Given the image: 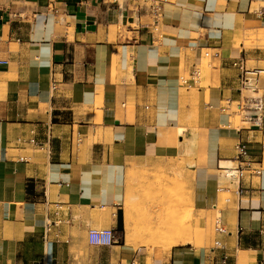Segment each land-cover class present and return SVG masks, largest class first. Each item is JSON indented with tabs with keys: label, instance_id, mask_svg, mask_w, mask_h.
Returning a JSON list of instances; mask_svg holds the SVG:
<instances>
[{
	"label": "crops",
	"instance_id": "obj_1",
	"mask_svg": "<svg viewBox=\"0 0 264 264\" xmlns=\"http://www.w3.org/2000/svg\"><path fill=\"white\" fill-rule=\"evenodd\" d=\"M157 3L156 24L142 0H0V264H264V119L236 113L233 66L264 69V0ZM240 141L262 171L238 195L220 168ZM177 162L226 232L165 252L132 239L124 201L132 169Z\"/></svg>",
	"mask_w": 264,
	"mask_h": 264
},
{
	"label": "rangeland",
	"instance_id": "obj_2",
	"mask_svg": "<svg viewBox=\"0 0 264 264\" xmlns=\"http://www.w3.org/2000/svg\"><path fill=\"white\" fill-rule=\"evenodd\" d=\"M245 35V44L248 46V41L255 39V36L253 33ZM257 37H262V33ZM251 65L254 67L253 62ZM206 71L208 73L209 69ZM183 169V164L177 162L157 169H132L129 172L131 179L124 201V216L125 208L128 207L130 214L127 215V221H133L129 234L132 239L162 243L165 252H170L173 245L187 241L198 245L211 235L215 216H194L188 202L190 181L183 174Z\"/></svg>",
	"mask_w": 264,
	"mask_h": 264
},
{
	"label": "built area",
	"instance_id": "obj_3",
	"mask_svg": "<svg viewBox=\"0 0 264 264\" xmlns=\"http://www.w3.org/2000/svg\"><path fill=\"white\" fill-rule=\"evenodd\" d=\"M102 2H109L110 4H118V0H101ZM134 1V0H130ZM146 8H148L154 15L155 23H158L162 16V7L157 2L161 0H142ZM264 15V14H263ZM233 66L239 70L238 76V92L239 99L237 105V112L244 122L252 124V127L260 128L264 119V89L260 84V78L264 75V69L259 67H252L247 65L244 56L239 57L234 61ZM198 76V74H197ZM52 89L56 90L57 85L52 84ZM35 142L34 139L31 140ZM235 158L232 165L226 168H220L224 172L225 178L229 181L231 186L236 187V194L240 195L242 189L240 187L243 178L249 174H260L261 169L255 167L247 142L240 141L235 147ZM253 165V166H252ZM231 189H228L230 191ZM230 199L227 198L226 202ZM216 208V207H215ZM51 230V224L46 228V233ZM215 231L218 233H225L226 229L222 224L220 211H218L215 219ZM264 234V228L261 230ZM118 236L113 229H90L88 232V243L91 246L110 247L116 244ZM52 242L51 254L52 252ZM216 246L220 247V243L216 242ZM205 264V263H202Z\"/></svg>",
	"mask_w": 264,
	"mask_h": 264
},
{
	"label": "bare ground",
	"instance_id": "obj_4",
	"mask_svg": "<svg viewBox=\"0 0 264 264\" xmlns=\"http://www.w3.org/2000/svg\"><path fill=\"white\" fill-rule=\"evenodd\" d=\"M127 214L129 215L130 214V209L127 207Z\"/></svg>",
	"mask_w": 264,
	"mask_h": 264
},
{
	"label": "trees",
	"instance_id": "obj_5",
	"mask_svg": "<svg viewBox=\"0 0 264 264\" xmlns=\"http://www.w3.org/2000/svg\"><path fill=\"white\" fill-rule=\"evenodd\" d=\"M30 187V186H29Z\"/></svg>",
	"mask_w": 264,
	"mask_h": 264
}]
</instances>
